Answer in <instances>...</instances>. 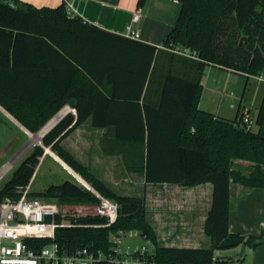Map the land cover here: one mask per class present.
I'll return each mask as SVG.
<instances>
[{
  "label": "trees",
  "instance_id": "16d2710c",
  "mask_svg": "<svg viewBox=\"0 0 264 264\" xmlns=\"http://www.w3.org/2000/svg\"><path fill=\"white\" fill-rule=\"evenodd\" d=\"M179 1L178 19L162 47L182 46L195 54L192 59L167 53L170 61L184 60L188 73L172 68L160 72L157 47L84 23L68 14L65 3L37 8L22 0H0V105L33 133L71 98L77 111L76 119L66 116L14 169L0 188V203L19 197L18 190L30 184L45 148L50 147L94 190L119 205L118 219L109 227H95L108 223L98 215H57V223L66 221L72 226L57 228L54 238L29 240L31 248L55 243L66 253L86 246L107 251L112 233L140 230L154 244L158 262L229 264L230 259L216 257L215 252L264 244V230L245 236L231 233L229 227L231 183L264 189V100L253 131L245 129L240 114L228 120L199 108L207 65L242 75L247 81L261 73L264 0ZM145 2L138 0V6ZM242 37L247 41L240 42ZM104 49L111 52L109 60L101 56ZM58 60L77 74L67 78H76L72 89L58 85ZM134 83L138 84L134 93L117 92L119 86ZM105 84H112L109 96ZM91 116L95 127L111 129L102 139L104 153L120 156L126 171L144 175L146 184L213 185L205 223L210 249L161 246L147 219L144 196L118 195L62 148L61 140L70 129L63 132L74 120L73 127ZM236 160L253 164L249 175L233 169ZM76 179L31 196L60 205H97L96 195Z\"/></svg>",
  "mask_w": 264,
  "mask_h": 264
},
{
  "label": "crops",
  "instance_id": "0c3cea01",
  "mask_svg": "<svg viewBox=\"0 0 264 264\" xmlns=\"http://www.w3.org/2000/svg\"><path fill=\"white\" fill-rule=\"evenodd\" d=\"M22 1L37 8H57L63 3L68 2L72 5V9H70L72 17L79 16L84 23H90L100 29L123 37H126L127 28L131 27L132 30L139 33L140 38L138 40L130 39L155 46L159 49L156 61L157 70L161 72L172 68L175 72L188 73L184 60L170 61L167 54L169 50L162 47L163 41L174 29L178 19L181 9L179 0H146L145 4L141 7L138 6V0ZM135 14L139 15V19L134 23L133 16ZM102 51L101 56L109 60L111 56L110 50L104 49ZM71 74H74V77L77 76L76 73L70 71L69 67H66L64 63L58 60V85H62L63 88L72 89L76 85L72 79L76 78L67 80L69 76L72 77ZM240 77L246 80L242 75L207 65L204 68L201 80L202 95L199 108L214 114L216 117L228 120H234L239 114L241 116L243 111H248L256 118L257 115L253 114L252 111L255 109L256 114L258 113L264 96L261 103L257 106L249 104L247 100H244L245 90L242 96H238L235 92L238 89L237 79ZM251 80L257 84L259 92H262L264 90V67L258 76H250L249 80L245 81V86H248ZM111 85L105 84L103 87L107 96L113 90ZM87 86L85 85L86 88ZM129 87L133 89L130 90L128 89ZM136 88H138L137 83L119 86L117 92L121 94L134 93ZM211 101H215L213 108H210ZM74 102L75 100L71 98L50 119L48 124L58 116V121L49 128L46 134L66 116L70 115L76 119L77 111L73 106ZM67 107L74 109L75 112L68 111ZM227 107L232 112L230 114H223L224 109ZM74 122L62 134L65 135L70 129L61 140L62 148L108 188L118 195L127 196L124 194L127 184V171L121 157L118 155H107L102 148V139L110 135L111 129L107 127H95L92 116L75 127H73ZM48 124L46 123L38 132L33 133L0 105V153H3L0 155V158L5 156L4 153L15 151L17 154L13 158H16V162L13 165L16 163L20 164L30 154L36 144L40 142V140L35 139L33 136L38 135ZM261 134L264 136V125L261 129ZM49 149L50 151H45L44 156L40 159V164L30 182L32 193H40L33 191L32 186L37 173L40 172V166L47 160L52 162L49 163L48 168H52L54 167L52 165L55 164L57 166L58 164V179L61 183L71 180V177L76 179L74 174H78L55 154L50 147ZM7 163L5 162L0 170L8 168L9 165H6ZM234 164L252 168V163H244V161H236ZM251 168L248 170H251ZM10 169H7L6 173ZM132 174L135 175V173ZM142 176L144 179V175ZM154 186L160 189L151 194L150 201L147 204L150 209H148V214L150 213L149 223L157 234L159 244L164 247L210 249L211 239L205 233V223L212 204L213 185L205 183L193 187L175 184H158ZM161 188H164V190L162 191ZM62 206L69 209L80 207V205ZM229 227L231 233L245 236L251 234L257 235L264 230V189H247L239 183H231ZM208 242L209 246H206ZM240 247L234 249L238 250ZM238 255L235 259L230 258L229 264L235 262L239 264H264V244L256 249H243L242 247Z\"/></svg>",
  "mask_w": 264,
  "mask_h": 264
},
{
  "label": "built area",
  "instance_id": "2783aa9c",
  "mask_svg": "<svg viewBox=\"0 0 264 264\" xmlns=\"http://www.w3.org/2000/svg\"><path fill=\"white\" fill-rule=\"evenodd\" d=\"M65 4L68 14L72 16V5L68 2ZM138 19L139 15L135 14L133 22ZM126 37L138 40L140 35L128 27ZM168 50L196 58L195 54L182 46ZM67 109L75 112L70 107ZM241 120L247 131L255 129L256 120L248 111H243ZM4 174H0V179ZM84 187L99 199L97 205L82 204L70 210L56 201L31 196V184L18 190V198H5L0 203V264H168L156 260L154 244L140 230H118L112 233L107 251L93 250L86 246L66 253L55 243L39 250L31 248L29 240L54 238L57 228L72 226L66 221L57 223V215H98L108 220L107 224L95 227H109L117 221L119 205L102 196L88 183Z\"/></svg>",
  "mask_w": 264,
  "mask_h": 264
},
{
  "label": "rangeland",
  "instance_id": "374dc122",
  "mask_svg": "<svg viewBox=\"0 0 264 264\" xmlns=\"http://www.w3.org/2000/svg\"><path fill=\"white\" fill-rule=\"evenodd\" d=\"M245 81L246 80L241 78V77L237 79L238 89L235 93L238 96H242V94L245 90L244 100H247V102H249V104H253V105L255 104L256 106L259 105L263 99L264 90L262 92H259V88L257 87V84L253 83L252 80H251V82H249L248 86H245ZM223 100H226V99H223ZM214 102L215 101H211L210 108H213ZM227 103L230 104L229 101H227ZM231 112L232 111L230 110V108L227 107L226 109H224L223 114H225V113L230 114ZM252 112H253V114L257 115L255 109H253ZM233 115H230V116H233ZM51 118H53V116ZM50 119L47 121V124H48V122H50ZM34 136L33 137L35 139H37L36 138L37 135H34ZM39 140H40V142H38L36 145H41L42 138H40ZM1 154H3V153H0V155ZM4 154H5V156L0 158V168L5 162H8L6 165H9V167L11 166L10 167L11 169L9 168L10 170L8 171V173L4 174V176L0 179V188L3 186V184L6 181L9 180L11 173H12V170L15 168V166L16 167L18 166L17 164H19V163H16L15 165H13L14 162H16V158L14 159L13 157L17 154V152L12 151V152H8V153H4ZM9 159H10V161H8ZM236 161L241 162L242 160H236ZM236 161H234V163ZM49 163H52V162L47 160L43 165L40 166V172L37 173L35 181H34L33 186H32L33 191L43 192L50 185L61 184V181L58 179L59 178L58 177V173H59L58 172L59 171L58 164H57V166L55 164L52 165L54 167H52V168L49 167L50 168L49 169L48 168ZM244 163H251V162L244 161ZM250 168L244 167V166H238L235 164L233 165L234 170H239L245 175H247V174L249 175V172H251V170H252V168H251V170H248ZM1 171H3V169H1L0 172ZM71 179L73 180L72 177H71ZM157 189H160V188H158L157 186H154V185H149V184L147 185L145 183L142 175H140V174L134 175L132 173L127 172V184H126V190L124 191V194H126L127 196H131V197H143L144 196L147 200V203H149L151 194L155 193ZM161 190L163 191L164 188H161ZM53 201H55V200H53ZM146 208H147V219L149 221L150 213L148 214V209H149L148 204H146ZM206 246H209V242L206 243ZM241 250H242V247H240V249H238V250H236V249L219 250V251L215 252V256L219 257V258H224V259H230V258L235 259L236 257L239 256L238 254L240 253ZM231 264H239V263L235 262V263H231Z\"/></svg>",
  "mask_w": 264,
  "mask_h": 264
},
{
  "label": "bare ground",
  "instance_id": "6f19581e",
  "mask_svg": "<svg viewBox=\"0 0 264 264\" xmlns=\"http://www.w3.org/2000/svg\"><path fill=\"white\" fill-rule=\"evenodd\" d=\"M58 121V116L54 119V120H52V122L50 123V124H48L38 135H37V140H39L48 130H49V128H51L56 122ZM35 137V136H34ZM56 159V158H55ZM7 169H9V167L7 168H5L0 174L1 175H3L4 173H6V171H7ZM74 174V173H73ZM75 176L74 177H76L77 179H78V181H80L82 184H87V182L84 180V179H82L78 174H74Z\"/></svg>",
  "mask_w": 264,
  "mask_h": 264
},
{
  "label": "water",
  "instance_id": "95a60500",
  "mask_svg": "<svg viewBox=\"0 0 264 264\" xmlns=\"http://www.w3.org/2000/svg\"><path fill=\"white\" fill-rule=\"evenodd\" d=\"M243 41H247V38L246 37H242V39H241V41L240 42H243ZM46 134V133H45ZM45 134L41 137V138H43L44 136H45ZM45 151H50V149L49 148H47V149H45ZM80 182V181H79ZM81 183V182H80ZM83 186H86L85 184H83Z\"/></svg>",
  "mask_w": 264,
  "mask_h": 264
}]
</instances>
